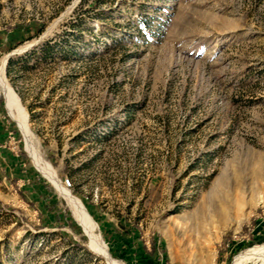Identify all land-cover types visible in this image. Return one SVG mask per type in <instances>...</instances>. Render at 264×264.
Wrapping results in <instances>:
<instances>
[{
  "label": "rangeland",
  "instance_id": "rangeland-1",
  "mask_svg": "<svg viewBox=\"0 0 264 264\" xmlns=\"http://www.w3.org/2000/svg\"><path fill=\"white\" fill-rule=\"evenodd\" d=\"M2 76L0 264H264V0H0Z\"/></svg>",
  "mask_w": 264,
  "mask_h": 264
},
{
  "label": "bare ground",
  "instance_id": "bare-ground-1",
  "mask_svg": "<svg viewBox=\"0 0 264 264\" xmlns=\"http://www.w3.org/2000/svg\"><path fill=\"white\" fill-rule=\"evenodd\" d=\"M7 58H8V56L4 60V65H5V63L7 61ZM3 73L4 72L2 71V74ZM0 82H1L2 86H4V88L6 90V93L5 94H7V96L9 98L11 104L15 105L18 108L19 112H20V115H21V123H22V126H23V130L25 132V135H26V140H27V144H28V147L30 149L31 155L33 156V158L35 159V161L41 166L42 170L44 172H46L50 176L51 179H53L54 181H56L55 180L56 176L52 172V169H51L50 165L47 162H44V160L40 156V154H38L36 152V147L37 146L34 143L33 134L31 132V130L29 129V125L27 123V118L28 117H27V112H26L25 108L23 107V105L21 104V102L18 99L17 95L15 94V92L13 91V89L7 83L6 79L3 76L1 77ZM63 191L66 193L69 201L74 205L76 213L82 218V220L84 222V225H85L88 233L91 235L92 246L98 252H103L105 250L104 249V246L99 241V239L95 236V234L93 232L94 231V222H93L92 218L90 217V215L88 214L85 206L83 205V203L81 202V200L79 198L75 197L74 195H72L69 190L63 189ZM252 255L256 256L257 259H264V247L263 248H257L255 250H253Z\"/></svg>",
  "mask_w": 264,
  "mask_h": 264
},
{
  "label": "built area",
  "instance_id": "built-area-1",
  "mask_svg": "<svg viewBox=\"0 0 264 264\" xmlns=\"http://www.w3.org/2000/svg\"><path fill=\"white\" fill-rule=\"evenodd\" d=\"M65 183H66L67 185H70V184H71L70 179H69V178H66V179H65Z\"/></svg>",
  "mask_w": 264,
  "mask_h": 264
},
{
  "label": "water",
  "instance_id": "water-1",
  "mask_svg": "<svg viewBox=\"0 0 264 264\" xmlns=\"http://www.w3.org/2000/svg\"><path fill=\"white\" fill-rule=\"evenodd\" d=\"M10 54H11V52H10ZM10 56V55H9Z\"/></svg>",
  "mask_w": 264,
  "mask_h": 264
}]
</instances>
